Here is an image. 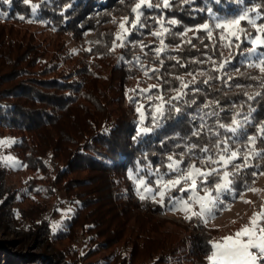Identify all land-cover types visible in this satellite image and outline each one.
I'll use <instances>...</instances> for the list:
<instances>
[{
    "label": "trees",
    "instance_id": "1",
    "mask_svg": "<svg viewBox=\"0 0 264 264\" xmlns=\"http://www.w3.org/2000/svg\"><path fill=\"white\" fill-rule=\"evenodd\" d=\"M99 1L0 0V137L13 141L9 148L23 171L29 173L20 190L13 192L16 206L7 213L24 230V239L35 238L40 228H48L59 214L43 199L62 194L71 211L61 226L49 231L46 246L50 247L49 259L65 257L68 264H85L101 251L107 255L100 264H208V241L212 239L207 232L191 236L188 257L183 259L178 247L186 242L177 234L149 230L152 218L139 209L166 211L167 198L165 206L150 199L137 206L132 200L134 180L129 175L152 181L155 177L149 173L166 164L167 156L179 154L186 144L210 146L215 137L207 131L199 138L191 136L201 117L214 126L216 118L205 116L206 112L217 111L223 122H230L233 104L243 106V115L251 106L255 109L251 113L254 123H264V95L255 97L256 92L264 93L260 86L264 74L249 66L264 48L250 54L247 40H234L231 48H225L220 30L211 27L212 14L231 19L245 6L264 4V0H243L242 4L236 0L228 4L226 0H170L169 8H163L162 0H151L161 6L142 10L145 27L125 25L130 32L122 47L116 39L120 23L124 18L135 19L131 9L138 0H103L108 14L88 20L86 14ZM261 12L264 14V8ZM173 19L175 25L167 22ZM159 20L169 32L158 38L152 33L162 31ZM205 23L210 25L212 38L203 29L197 31ZM241 26L253 38L264 35L246 21ZM85 32L92 33L89 44L72 51L69 41ZM161 39L165 48L157 56ZM117 58L123 62L113 64ZM225 61V68L219 69ZM109 67L102 79L103 70ZM188 73L196 77L195 83ZM177 77L189 86L182 89L181 98L170 100L180 89ZM244 93L255 98L249 100ZM158 96L170 103L164 104V115L154 123L155 105L161 103ZM205 104L211 106L205 108ZM141 105L143 123L137 112ZM177 107L181 111L177 112ZM141 127L151 131L138 136ZM255 132V127L247 128L248 134ZM260 147L264 144L258 140ZM186 159L192 162L195 158ZM250 163L260 167L241 170L235 177L236 192L222 197L226 204L233 203L237 193L252 188L264 171L261 158ZM161 171L166 169L161 167ZM253 171L257 176L251 175ZM76 236L83 251L72 246ZM14 243L21 242L1 240L0 251ZM120 250L127 255H120ZM29 263L22 256L11 259L8 255L3 262Z\"/></svg>",
    "mask_w": 264,
    "mask_h": 264
},
{
    "label": "snow or ice",
    "instance_id": "2",
    "mask_svg": "<svg viewBox=\"0 0 264 264\" xmlns=\"http://www.w3.org/2000/svg\"><path fill=\"white\" fill-rule=\"evenodd\" d=\"M4 3H9V0H3ZM27 3L28 0H25ZM187 3L188 0H185ZM237 3L242 4L243 0H236ZM160 4L154 5L151 0H138L132 7L131 11L135 13V19L129 21L128 18L120 23V34L116 39L121 41L119 46H124L126 36L129 34L130 29L125 27L126 24H131V28L135 29L137 26L143 28L145 25L141 22L143 9L160 7ZM163 8L171 7L170 0H162ZM37 5H32L35 9ZM264 4H256L252 7L243 8L233 18H222L213 15L215 21V28L220 30V40L225 48H231L233 41L247 40L251 47L247 49L248 53H255L258 48H264V35H256L254 38L251 34L246 32L241 26L242 21H246L251 25L257 33L264 34V22L257 24V20L264 21V14L261 9ZM211 13V9H208ZM250 13H255L251 16ZM23 19V17H21ZM168 23L175 25L176 20H169ZM161 24L162 31L153 32L152 35L162 37L169 29L164 28L163 20L157 21ZM203 29L208 38L213 37V32L210 30V25L205 23L200 26L197 31ZM191 43V41H187ZM161 47L157 49V56L164 51L165 45L163 39L160 40ZM237 48L240 44L235 45ZM202 63V61H200ZM215 63V61H213ZM228 61L219 64V69H224ZM183 66V65H181ZM250 67L257 68L260 73L264 74V52L260 53L254 63L249 64ZM150 71L155 72L156 69ZM239 71V69H237ZM204 73L201 72L200 75ZM192 83H195L196 77L192 73ZM180 80V89L176 90V95L171 97L170 100H176L184 95L182 89L188 88V84L183 81V78L177 77ZM204 83H208L207 80ZM261 87H264V80L261 81ZM152 87H155L153 85ZM239 87V85L237 86ZM141 91H147L143 89ZM195 91H198L196 89ZM249 100L255 97L264 95V93L256 92L255 97L251 94L244 93ZM151 99V97H148ZM161 103L155 105L154 114L152 116L153 122L156 123L159 117L164 115V104L170 103L165 101L162 96L156 97ZM219 104L218 101L214 102ZM210 104H205V108H209ZM242 105H232V112L230 122H223L220 118V113L217 111L206 112L204 115L207 117H215V124L210 127L204 122V117H201V123L194 131L192 137H201L204 131H207L211 136L215 137L210 141V146H201L197 143H188L184 146L179 154H172L167 156V163L160 167L155 168L149 175L155 177L154 180L148 181L146 178H137L131 173L130 179L136 183V190L141 200L152 199L154 203H159L165 206V199L167 198V205L169 210L173 212H181L184 214L186 220H191L194 217L200 219L203 223L207 224L208 220L214 218L216 211L230 210V204H226L223 196L229 193H235L236 179L242 169L256 167L260 165H252L250 161L253 158L259 157L264 160V147L257 148L258 140L264 144V123H254L251 113L255 109L249 106L247 115L242 114ZM143 105L137 108V112L141 115V123H143L144 116L141 109ZM177 112L181 111L180 108L175 109ZM223 111V108L220 109ZM242 116V119L239 117ZM255 127V134H248L247 128ZM220 130H223L222 132ZM151 129L141 127L137 135L147 133ZM224 133L231 135L224 136ZM13 141H0V144L7 145ZM234 145H241L237 149ZM198 153H203L199 156ZM211 153V154H210ZM177 155L179 158H177ZM195 158L192 162L186 159ZM5 160L11 161L12 157H6ZM198 161V163H197ZM237 161H241L237 163ZM205 166V167H202ZM161 167L166 171H161ZM253 177L257 176L255 171L251 172ZM259 175H264L261 171ZM247 187V186H246ZM247 191L257 192L255 188L247 187ZM173 192H178L180 195H171ZM245 203H251L243 199V193H237ZM56 227V226H54ZM208 244L211 246L209 254L206 256L208 264H264V207L261 211L254 213L250 218L249 223L241 227L233 235L222 237L220 240H210Z\"/></svg>",
    "mask_w": 264,
    "mask_h": 264
},
{
    "label": "rangeland",
    "instance_id": "3",
    "mask_svg": "<svg viewBox=\"0 0 264 264\" xmlns=\"http://www.w3.org/2000/svg\"><path fill=\"white\" fill-rule=\"evenodd\" d=\"M233 1L234 0H226L225 3L228 4ZM107 14L108 8L103 5L102 1L92 7L91 11L86 14V18L88 20H96L100 16ZM211 27L213 30L216 29L215 21ZM91 35V32H85L77 40L69 41L71 50L76 51L80 49L81 46H87L90 42L89 38ZM120 62H123L122 58H117L116 62H113V64H118ZM110 67L103 70L102 79L107 77ZM135 110L136 109H133L132 112ZM0 141L9 140L0 137ZM9 145L10 144H0V168L2 170L0 172V203H2V210L5 211V213L0 214V241L14 240L21 243H14L11 247H3L0 251V264H3L5 261L6 255L11 259L22 256L30 261L29 264H68V259L65 257L49 259L50 247L46 246L49 231L54 232L61 226L62 220L67 217L71 211V207L63 198L62 194L43 199L48 208L51 206L55 207V210H57L59 214L50 220L48 228H40L35 238L28 236V238L24 239V230L17 227L11 219V215L7 213L16 206L15 199L12 197L13 192L20 190L22 183L29 176V173L23 171L19 165ZM6 157H12L13 160H5ZM252 188L258 191L243 192V199L251 201V203L243 202L239 195L238 198L230 204V210H222L218 216L209 219L207 224L196 217L191 220H186L183 213L179 211H170L169 208L166 211L156 212H147L143 209L139 210L143 214L147 213V215L152 218V224L149 226V230L153 234L174 233L178 235L181 241L183 240L186 242L184 246L178 247L180 250L178 251L181 258L187 259L189 247L191 245V236H197L200 232H207L213 241L220 240L224 236L233 235L241 227L249 223L254 213L261 211V208L264 207V175L258 176ZM132 200L137 206H142L143 200H141L137 194L136 183L134 181H132ZM192 220L196 222L194 223ZM145 224V221L142 220L141 225L145 226ZM72 246L79 251L84 250L79 236H76L75 240L72 242ZM2 252L4 255L1 254ZM119 253L120 255H127L124 250H120ZM106 255L107 252L101 251L88 259L85 264H100ZM201 255L204 256L203 253Z\"/></svg>",
    "mask_w": 264,
    "mask_h": 264
},
{
    "label": "built area",
    "instance_id": "4",
    "mask_svg": "<svg viewBox=\"0 0 264 264\" xmlns=\"http://www.w3.org/2000/svg\"><path fill=\"white\" fill-rule=\"evenodd\" d=\"M103 1V0H102ZM102 1H99L98 3H100V2H102ZM105 2L103 1V4H104Z\"/></svg>",
    "mask_w": 264,
    "mask_h": 264
}]
</instances>
